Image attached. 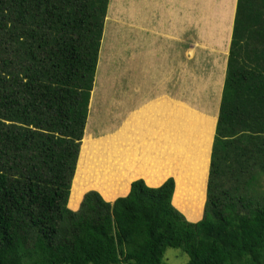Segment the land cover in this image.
Segmentation results:
<instances>
[{
  "label": "trees",
  "instance_id": "obj_1",
  "mask_svg": "<svg viewBox=\"0 0 264 264\" xmlns=\"http://www.w3.org/2000/svg\"><path fill=\"white\" fill-rule=\"evenodd\" d=\"M108 4L0 0V264H164L168 248L186 253L187 264H264V0H237L209 173V153L197 154L199 168H185L178 188L174 177L161 184L138 166L147 182L133 181L124 197L137 178L121 177L134 152L130 124L81 147ZM231 5L221 17L228 33ZM212 56L215 69L222 53ZM165 106L131 115L163 138L150 139L149 150L146 140L138 145L141 156L159 152L152 164L169 175L187 160L174 154V130L158 116ZM152 114L159 122L149 123ZM106 122L100 129L112 133L122 119ZM204 172L203 216L192 222L174 202L203 203Z\"/></svg>",
  "mask_w": 264,
  "mask_h": 264
},
{
  "label": "rangeland",
  "instance_id": "obj_2",
  "mask_svg": "<svg viewBox=\"0 0 264 264\" xmlns=\"http://www.w3.org/2000/svg\"><path fill=\"white\" fill-rule=\"evenodd\" d=\"M111 1L112 0H109L106 20L107 18L108 19L110 18V20L114 22L115 19L112 16L114 14L111 11L112 9L110 10ZM213 10H215V7H207V12H210ZM219 22L220 20L218 19L210 23V15H208L205 19V25H206V35L205 36L202 34L203 33L202 31L196 32V30L194 29L191 30L190 32L191 46L189 49L190 51L189 52V58H190L189 81L188 80L185 81V79L180 80L181 78L175 79V84L173 83L174 84L173 86L168 84V86L165 89L169 96L166 99L169 102L167 100H164V98H159L157 101L152 102L153 107H155L157 103L158 105H163L164 103L166 104L165 109L163 107H160L157 110L158 116L160 119H163L164 121L166 120L165 124L166 126L168 124V130H169V127H170V130L171 129L174 130L173 131L174 142H175L174 154L178 155V157L181 160H183L182 162L187 160V163H186L187 165L180 167V163H177V166L175 167V169L169 170V175H166V177L164 178L166 179L168 177H174L177 188L179 187V183L181 182L179 181L180 176H183L185 174V168L188 169L189 171L188 174H191L192 171L195 173L196 168H199L193 164L194 160L196 159L197 154H199L201 157L204 155V158H205V155H208V153H210L213 132H214V125L217 124V121H218L222 90H223L225 74H226V70H225L226 65L224 67L223 59H222L221 65L215 66L216 67L215 69L213 68V65H210V63H213L211 61L214 59V57L212 56L213 55L212 53L216 51L215 53L219 54V52H221V48L226 42L225 36L228 31H223L220 27H219V30H217L218 28L217 26ZM109 31H110V28L109 27L107 28L105 25L104 33H103L105 37L103 36L104 39L102 40V44H101L100 56H99L100 59H99L95 84H94L92 98H91L90 107H89V117H88V122H87V128H86L84 138L81 141L82 142L81 147H82L83 141H85V138H87V136H91L92 140H100L101 137L108 138L118 133L122 126H124L126 123H129L130 119H133V116L130 114L141 105L140 97L146 96V93H144L145 91H140L141 94H139L137 91L134 90L136 86L135 84L137 82L140 83L139 80L136 81L134 78L129 79L128 74H125L123 69L122 70L120 69V72L118 71L119 57H118L117 33H116V29L112 26H111L110 33ZM199 34H200V37H199ZM222 37L224 38L221 39ZM203 38H205L204 41H203ZM103 43H104V46H103ZM198 43H199V46H198ZM106 45L108 46L106 47ZM102 46H103V49H102ZM202 47L205 49H203ZM180 49H177L175 53L172 49H169L170 54L173 55V61H174L175 55L177 56L178 60H181V61H182V57L185 56V49L183 47H180ZM104 57L106 59V62H104V67L101 68V60ZM217 58L221 59V55L220 57H217ZM124 77H127V79H124ZM210 78H212V80ZM187 82H188V85H187ZM182 86H183V90H182ZM96 89H97L96 102L94 103V106H93L92 99H93L94 91ZM158 94L159 92L157 90H153L151 92V96L148 99L154 98L155 96H159ZM170 96H173V99H171ZM181 99H184V101H188L189 106L197 107L198 110H201V111H205V110L213 111L214 110L215 119L211 121L209 120V123H208L203 117V115L205 114L197 110L191 109L195 112L200 113V115L197 117L194 115L193 112L185 109L184 107L182 108L178 107L177 104H181ZM118 101H120V104L118 108H116L115 104H117ZM98 108L99 110H97ZM187 113L189 116L187 115ZM117 116L121 119H124L125 117H127L123 121V124L122 126H120V129L118 130V132L114 134H108L107 130L103 132L100 129V127L104 125L105 119L108 120L110 124L116 125V123H114V118L117 119ZM97 117L98 119L95 120V118ZM150 122L151 123L159 122L156 114H154V116L153 114L151 115L149 123ZM90 125L95 126L92 132H89ZM126 129L127 128H125V131ZM160 130L161 128L158 129V131ZM166 131H167V128H166ZM186 139H188V143H190V145L185 146ZM178 143L180 144L179 146H177ZM182 143H184L183 146H182ZM80 152H81V148H80ZM188 155L190 157L189 159L192 162V165L189 163V159L187 158ZM79 156H80V153H79ZM202 167L206 168V164L203 165ZM198 170L201 173L202 168ZM206 170L208 173V164H207ZM207 173L204 172V174H202L205 178L204 179L205 186H206V179L208 181ZM205 174H206V177H205ZM192 176L193 175L189 177H192ZM74 177L72 180V184L74 181ZM199 177L202 178L201 175H199ZM185 180L187 181L185 185V189H187L191 182H190V179L188 178H186ZM191 190H192V186L189 187L188 191H191ZM205 190H206V187L204 189L203 194L205 193ZM187 199L188 200H185L186 204L182 202L180 203L179 201H177L176 204L174 202V205L180 210H182L189 217V220H198L201 216L202 205L204 203V199H203V203L197 206H195L194 204L191 206V201L189 197H187ZM69 201H70V198H69ZM113 201L114 200H111L110 202H113ZM68 207H69V202H68ZM188 259H189L188 255L184 253L182 250L178 248H168L165 252L164 264H187Z\"/></svg>",
  "mask_w": 264,
  "mask_h": 264
},
{
  "label": "crops",
  "instance_id": "obj_3",
  "mask_svg": "<svg viewBox=\"0 0 264 264\" xmlns=\"http://www.w3.org/2000/svg\"><path fill=\"white\" fill-rule=\"evenodd\" d=\"M227 1L230 0H112L111 1L110 10L112 9L111 11L114 14L112 16L115 20L114 22H112L110 18L109 19L107 18L105 25L107 28L108 27L110 28V31H111V26L116 29L117 41H118V57H119L118 71L120 72V69L121 70L123 69L124 73L128 74L129 79L134 78L136 81L138 80L140 81V83L137 82L138 89L135 91H137L138 93L139 91L147 92L146 96L140 97L141 105L132 113L140 111L145 106H148L147 104L155 102L159 98H164V100H167L166 98L169 96L165 89L168 86V84L173 86L175 84V79L181 78L180 80L185 79V81L186 80L189 81L190 78L189 49L191 46L190 32L193 29L196 30V32L202 31L203 32L202 34L205 36L206 35L205 19L208 15H210V23L218 19L220 20L217 26L218 27L217 30H219V27L221 28L222 25L221 17L223 16V4ZM231 2H232L231 5L232 8L230 12L231 14L230 29H229V33L227 32L225 36L226 42L222 47V51L219 52L222 53L224 67L225 65L227 67V62H228L227 56L229 54L230 42L232 37V28H233L232 25L236 12L237 0H231ZM207 7H215V10L207 12ZM223 38L224 37H222L221 39ZM204 40L205 38H203V41ZM107 46L108 45H106V47ZM180 47H183L185 49V56L182 57V61H181L178 60L177 56L175 55L173 61V55L170 54L169 49H172L175 53L177 49H180ZM215 52L216 51H214V53L212 54L218 55ZM104 62H106L105 57L102 58L101 60V68L104 67ZM124 79H127V77H124ZM158 80L161 81V84L157 83ZM153 90H157L159 92L158 94L159 96H155L154 98L148 99L151 96V92ZM182 90H183V86H182ZM170 97L171 99H173V96ZM185 102L186 101H184V99H181L182 104H177V105H180L185 108H189L187 107L189 106V104ZM205 115L214 118L215 114H205ZM126 118L127 117L122 119L121 124H118L119 128L116 131L108 134H114L118 132L120 126H122L123 121ZM129 124H130L131 142L134 148V152L131 156V162L128 166L129 169L127 167L121 177L136 176L135 172L138 169V166H142V168L148 167L149 168L148 171L150 172L149 174H152L153 178L155 177L156 180L162 179L161 181H159V183L163 181L161 183L163 184L168 179V178L164 179L166 177V175H164L165 170L163 168L158 170L154 168L152 164L153 159L155 160L158 159L159 157L158 154L160 153L157 151H152L151 156L154 157L153 159H150V157L147 156H141L140 146L138 145L139 141L146 140V144L144 145L143 149L149 150L150 147L148 146L150 139H163V138H158L159 137L158 134L156 135L151 133L150 128L149 130H147L145 126L140 128V122H138L135 119L134 120L130 119ZM133 126L135 127V129H133ZM160 127L161 125L159 126V128ZM162 128L166 129V127L163 126ZM215 128H216V124L214 125L213 138L215 134ZM133 130L135 131V133H133ZM162 133L163 130L161 131V134ZM102 138L104 137H101L100 139ZM168 138H170L169 135ZM213 138H212V144H213ZM104 139H111V138L108 137ZM90 140H92L91 137L85 138V141H90ZM212 144L209 153L208 173H209V165L211 159ZM163 147L165 148V145H162V148ZM136 177L137 178L135 179H139V178L144 179L143 177H139V176ZM144 180L147 182L146 179ZM132 182L133 179L128 185L127 193L123 196H118V197H124L130 192ZM148 184L156 185L158 183L153 184L149 182ZM206 189H207V181H206ZM118 197H116L115 199H117ZM205 200H206V192H205L204 203ZM204 203L202 206V212L200 218L198 220H190V221L197 222L200 219H202L204 205H205Z\"/></svg>",
  "mask_w": 264,
  "mask_h": 264
}]
</instances>
